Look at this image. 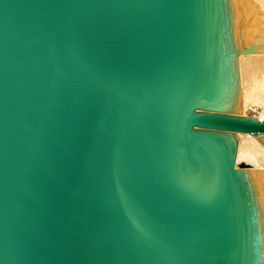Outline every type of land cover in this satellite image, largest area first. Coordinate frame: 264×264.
<instances>
[{"label":"water","instance_id":"95a60500","mask_svg":"<svg viewBox=\"0 0 264 264\" xmlns=\"http://www.w3.org/2000/svg\"><path fill=\"white\" fill-rule=\"evenodd\" d=\"M246 53L254 0H0V264H264Z\"/></svg>","mask_w":264,"mask_h":264},{"label":"bare ground","instance_id":"6f19581e","mask_svg":"<svg viewBox=\"0 0 264 264\" xmlns=\"http://www.w3.org/2000/svg\"><path fill=\"white\" fill-rule=\"evenodd\" d=\"M254 1L256 3H258V4L261 3L260 2L261 0H254ZM244 60H249V70L252 71V74L253 75L255 74L254 77L252 76L253 79L251 78V81L253 83H251L252 86H250V87L251 88H254V90L257 88L259 92H263L264 93V72L261 71L262 68L260 70V66H263L264 65V53H246V54H240L239 57H238V69H239V77H240L239 80L241 81L240 83L242 85V98H241V88H240L241 105H242V103H245V101H246L245 100V97L243 96V84L245 83V80L243 82V77L246 75L245 67L243 65ZM249 94H252V93H249ZM253 95H255V94H253ZM246 98H247V96H246ZM253 99H254V97H253ZM242 100H243V102H242ZM256 105H257V103H256ZM259 118L260 119H264L263 117H259ZM245 136H248L250 138L252 135L245 134ZM253 144L258 149V151H248L244 155H242L241 152L239 153L237 151L238 153L236 155V160H237L236 161V164L238 163V161L243 160V161H245V164H247V165H249L250 167L253 168L251 170H264V165L261 166V164H260L261 162L264 163V145L261 142H259V141L256 142L254 140H253Z\"/></svg>","mask_w":264,"mask_h":264},{"label":"rangeland","instance_id":"374dc122","mask_svg":"<svg viewBox=\"0 0 264 264\" xmlns=\"http://www.w3.org/2000/svg\"><path fill=\"white\" fill-rule=\"evenodd\" d=\"M260 2H261L260 5L264 9V0H261ZM243 65H244L245 71H246V75L243 77V82L245 80V83L243 84V96L245 97L246 101H245V103H242V105H241L242 114L243 115H254L257 118H259V117H263L264 118V93L263 92H259L257 88L254 90V88L250 87V86H252L251 83H253L251 81V78L253 79L255 74L253 75L252 71L249 70V60H244ZM261 68H262V70H261ZM263 68H264V65L260 66V70L264 72ZM240 88H241V98H242V85H241V83H240ZM249 93H252V94H249ZM253 94H255V95H253ZM246 96H247L248 99L246 98ZM253 97H254V99H253ZM242 102H243V100H242ZM256 103H257V105H256ZM252 136L249 138L248 136H245L244 133L238 134L237 151L239 153L241 152L242 155H244L248 151H258V149L253 144V140L256 141V142H258V141H257V139L254 136L253 137ZM238 164H245V161H243V160L238 161L236 166ZM260 164H261V166L264 165V163H262V162Z\"/></svg>","mask_w":264,"mask_h":264}]
</instances>
